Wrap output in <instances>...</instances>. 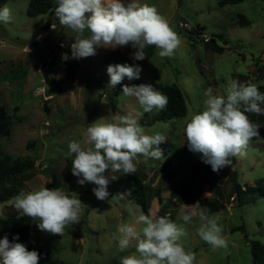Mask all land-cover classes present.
Masks as SVG:
<instances>
[{
	"label": "rangeland",
	"instance_id": "374dc122",
	"mask_svg": "<svg viewBox=\"0 0 264 264\" xmlns=\"http://www.w3.org/2000/svg\"><path fill=\"white\" fill-rule=\"evenodd\" d=\"M139 2L155 6L180 37L181 44L173 56L161 58L153 46L152 54L146 48L145 59L137 61L132 57L135 49L128 45L100 47L94 56L72 59L76 33L60 25L55 13L28 17L30 0H9L4 5L11 10L12 19L0 23V105L6 107L12 123L11 135H0V150L36 160L35 169L28 172L29 179L23 180L19 190L56 188L55 174L58 188L70 196L77 195L86 206L80 222L67 227L63 236L42 232L34 222L33 243L46 248L61 264H119L121 256L135 251V242L120 252L113 235L119 224L134 223L144 213L133 197L134 180L141 179L151 188L150 210L157 216L158 192L167 200L170 219L186 232L179 242L186 251L195 253V264H252L250 242L264 244V196L251 192L241 193L239 198L231 178L236 172L242 189L264 190V138L251 140L243 155L232 158L230 167L211 173L226 202L224 210L213 214L221 217L227 250L213 249L203 241L197 232L199 220L186 223L180 209L213 193L203 160L199 154L200 168L196 171L194 153L189 151L184 135L187 120L203 110L204 90L211 87L214 94L223 95L230 79L250 81L258 89L264 86V0L228 5H220L219 0ZM180 23H187L190 29L204 27L200 32L214 38L224 51L215 52V45L205 46L199 36L189 40L188 30L180 28ZM124 63L140 66L139 79L125 77L114 89L108 88V65ZM147 81L154 88L177 85L184 93L186 117L153 122L159 115L155 109L136 116L142 109L134 97L122 95V88ZM117 114L132 115L146 134H164L170 147L160 145L164 159L138 157L137 170L131 175L107 170L110 195L102 201L92 191L94 184L81 185L72 174L74 154L68 145L82 141L88 125ZM11 200L0 204V218L17 212ZM242 226L244 231H233Z\"/></svg>",
	"mask_w": 264,
	"mask_h": 264
},
{
	"label": "clouds",
	"instance_id": "9594fccd",
	"mask_svg": "<svg viewBox=\"0 0 264 264\" xmlns=\"http://www.w3.org/2000/svg\"><path fill=\"white\" fill-rule=\"evenodd\" d=\"M55 16L60 25L76 33L71 44L72 59L94 56L100 47L115 49L128 45L135 49L134 60L145 59V49L149 46H155L159 57L167 58L181 44L180 37L157 8L139 0H57ZM11 19V10L7 6L0 8V23H10ZM141 71L136 64L108 65V88L114 89L125 77L139 79ZM122 95L136 99L142 109L136 116L154 109L162 111L168 105V97L151 84H125ZM203 96V110L187 120L184 135L189 151L200 154L203 162L218 172L230 167L232 158L243 155L249 142L260 135L261 125L252 122L247 114H264L261 108L264 93L250 81L230 79L225 94H214L208 87ZM165 142L167 137L162 133L146 134L132 115L101 118L88 125L82 141L69 143V152L74 154L72 174L79 178L81 185L94 184L92 191L98 200H107L110 181L106 171L131 175L137 170L136 161L140 156L164 159L160 145ZM9 203L21 216L34 221L40 231L58 236L80 222L86 207L77 195L70 196L62 188L47 187L21 189ZM180 214L186 223L194 218L199 220L198 235L213 249L227 250L219 214L211 213L199 201L183 204ZM185 235V230L167 215L157 216L149 210L148 214L136 217L134 223L119 224L113 240L120 252L130 249L135 242V251L121 256L119 264H195V253L186 251L179 242ZM38 261L39 253L28 250L25 244L10 242L6 236L0 239V264H38Z\"/></svg>",
	"mask_w": 264,
	"mask_h": 264
},
{
	"label": "trees",
	"instance_id": "16d2710c",
	"mask_svg": "<svg viewBox=\"0 0 264 264\" xmlns=\"http://www.w3.org/2000/svg\"><path fill=\"white\" fill-rule=\"evenodd\" d=\"M9 0H0V7H3ZM246 0H219L220 5L228 4H239ZM57 7V0H30L27 15L30 18H35L40 15L47 13H55ZM243 24L248 25V21H244ZM205 30L204 27L197 26L196 29L187 31L186 36L189 40L195 41V36L200 35V31ZM204 42V41H203ZM205 46L213 47L215 52L222 53L224 51L223 47L216 44V40L211 38L210 41L204 42ZM149 54H152L153 46L147 47ZM146 84H151L149 81L143 82ZM152 85V84H151ZM153 86V85H152ZM155 88L161 91L164 95L168 97V105L164 110H159V115L153 120L155 121H165L174 118H184L188 113L187 104L185 101L183 91L177 85H154ZM259 91L264 93V86L259 88ZM250 120L254 123H259L261 128L259 129L260 135L253 138V141L264 138V114L256 115L255 113L247 114ZM12 117L9 115L6 107L0 105V135L9 137L11 135V123ZM165 144V143H163ZM167 147L170 145L165 144ZM200 156L194 153L195 170L198 171L200 168ZM204 168L209 173L208 184L212 190V195L209 198L198 199L202 207H207L210 209L211 213L219 212L226 208V202L223 200L220 187L214 184L211 165L203 162ZM36 167V160L29 157H15L10 153L0 150V204L11 200L15 195L19 193V185L22 184L23 180H28V172L32 171ZM215 173V172H214ZM53 184L56 188L59 187V179L55 174H52ZM20 180V181H18ZM232 183L235 191L240 198L241 193H256L259 192L264 196V190L258 187H250L245 190L242 189L241 185L237 182L236 172L232 175ZM133 187L135 190L133 192V197L143 207L144 213L148 214L150 210V201L152 199L151 188L146 185L141 179L134 180ZM7 185H10L8 187ZM47 188H51L48 186ZM159 202V214L158 216L167 215L169 218L171 215L168 214L167 200H165L160 192L157 194ZM234 198L233 196L231 199ZM235 199V198H234ZM233 199V200H234ZM169 202V201H168ZM13 206V205H12ZM33 224L30 218L26 216H21L18 212L12 214L9 218H0V239L5 236L10 242L23 243L28 250H35L39 253L38 264H61L52 258L50 251L44 247H36L33 243ZM233 231H244V227H238L233 229ZM19 237L18 240H14V237ZM247 237V235H246ZM251 255L252 264H264V244L259 241H251Z\"/></svg>",
	"mask_w": 264,
	"mask_h": 264
},
{
	"label": "built area",
	"instance_id": "2783aa9c",
	"mask_svg": "<svg viewBox=\"0 0 264 264\" xmlns=\"http://www.w3.org/2000/svg\"><path fill=\"white\" fill-rule=\"evenodd\" d=\"M180 28H182V29H185V30H192V29H190V27H189V25L187 24V23H180ZM199 37H202L203 38V41L204 42H208V41H210L211 40V38L210 37H208L206 34H204V33H202V32H200V35H198ZM198 36H195V38H197ZM234 198H232V200H233Z\"/></svg>",
	"mask_w": 264,
	"mask_h": 264
}]
</instances>
